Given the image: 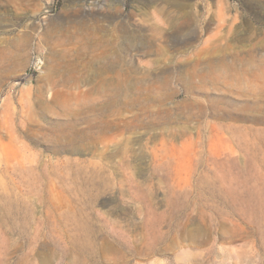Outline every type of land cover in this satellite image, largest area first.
Segmentation results:
<instances>
[{
    "label": "rangeland",
    "instance_id": "374dc122",
    "mask_svg": "<svg viewBox=\"0 0 264 264\" xmlns=\"http://www.w3.org/2000/svg\"><path fill=\"white\" fill-rule=\"evenodd\" d=\"M0 264H264V0H0Z\"/></svg>",
    "mask_w": 264,
    "mask_h": 264
}]
</instances>
